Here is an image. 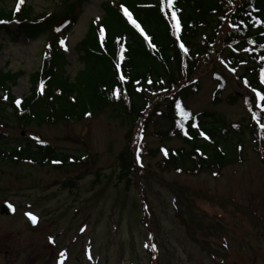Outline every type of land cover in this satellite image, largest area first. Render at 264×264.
<instances>
[{
    "label": "rangeland",
    "instance_id": "obj_1",
    "mask_svg": "<svg viewBox=\"0 0 264 264\" xmlns=\"http://www.w3.org/2000/svg\"><path fill=\"white\" fill-rule=\"evenodd\" d=\"M106 1L0 0L6 12L24 8L42 17L32 37L23 35L17 23L0 30V69L17 74L11 88L16 101L28 95L29 76L46 58L50 41L58 45L64 74L75 77L81 69L79 44L105 18ZM217 73L226 81L221 103L211 102L216 84L214 74L207 72L184 105L192 113H212L228 123L246 119L241 81L221 64ZM229 94L240 96L235 105L224 102ZM128 127V120L122 127L113 120L110 110L79 122L25 129L14 116L0 117V132L10 143L36 140L85 163L79 169L0 162V202L16 207L11 218L0 212V264H23L33 253L38 259L34 264H264V163L249 137L244 138L243 160L219 172H161L157 162L162 155L145 152L160 145L178 147L179 141L161 142L154 134L168 124L155 118L136 145L138 169L127 186L116 173ZM28 214L38 218L31 227ZM15 247L21 251L13 262L9 249Z\"/></svg>",
    "mask_w": 264,
    "mask_h": 264
},
{
    "label": "trees",
    "instance_id": "obj_2",
    "mask_svg": "<svg viewBox=\"0 0 264 264\" xmlns=\"http://www.w3.org/2000/svg\"><path fill=\"white\" fill-rule=\"evenodd\" d=\"M166 5L168 0L106 1L105 18L91 26L79 44L81 69L75 77L64 74L58 45L50 41L46 58L29 76L30 89L19 106L11 95L17 74L0 69L1 119L14 116L25 129L79 122L110 110L121 127L128 120L127 144L118 154L116 173L127 186L138 169L134 154L140 150L136 145L155 118L168 124L166 130L154 134L161 142L179 141L178 147L160 145L145 152L152 157L162 155L157 162L161 172L194 176L240 163L246 135L264 163V100L256 95L264 96V0H172L170 7ZM125 9L139 28L129 21ZM173 12L180 24L179 33L172 27ZM41 19L24 8L9 12L2 8L0 30H7L6 25L14 21L20 24L18 30L23 35L32 37ZM1 48L0 44V52ZM220 64L246 89L242 102L249 114L242 121L228 123L212 113H192L184 105L186 98L198 92L200 76L207 72L214 74L216 84L211 102H222L226 81L217 73ZM239 99L238 94H229L223 100L235 105ZM2 160L79 169L85 164L78 156L56 153L47 143H10L0 132Z\"/></svg>",
    "mask_w": 264,
    "mask_h": 264
},
{
    "label": "snow or ice",
    "instance_id": "obj_3",
    "mask_svg": "<svg viewBox=\"0 0 264 264\" xmlns=\"http://www.w3.org/2000/svg\"><path fill=\"white\" fill-rule=\"evenodd\" d=\"M171 4H172V0H168V5H166V6H169L170 7ZM124 11H125V15L128 16L129 21L131 23H133L137 28H139V25L136 24V22L132 19L131 15L127 12V10L125 9ZM172 18H173V21H174L173 24H172V27H173V29H175V31L177 33H179V31H180V24H179V21L176 20L175 12H173ZM100 32H101V37H103L104 30L102 28H101ZM145 39H147V37H145ZM60 44H61V46H63L64 45V41L61 40L60 41ZM181 48L184 49V45L183 44H181ZM184 50L186 51V49H184ZM121 51H123V49ZM121 59H123V57H121ZM117 68H119V64H117ZM120 79L123 80L124 77L121 76ZM256 95H257L258 99L264 100V96H261L260 93H257ZM16 103L19 106L20 101L17 100ZM177 108L178 109L180 108V104L179 103H177ZM182 115L185 116V117H187L188 116V113L187 112H182ZM193 127H195V125H193ZM201 135H203V133H201ZM165 155H167V152H165ZM137 162H139V157H137ZM28 215H29V219H31L32 222L35 223L36 222V217L33 216V215H31V214H28ZM61 255H63V253H61Z\"/></svg>",
    "mask_w": 264,
    "mask_h": 264
},
{
    "label": "flooded vegetation",
    "instance_id": "obj_4",
    "mask_svg": "<svg viewBox=\"0 0 264 264\" xmlns=\"http://www.w3.org/2000/svg\"><path fill=\"white\" fill-rule=\"evenodd\" d=\"M2 204H3V202H0V207H1ZM12 207H13V214L8 216L7 218H11V217H13L16 214V207L14 205H12ZM46 249H49V248H47V247L43 248V249L40 248L39 249L40 253H38L39 254L38 256H42L43 251L46 250ZM9 250H10V252L14 253L13 254V262L17 261L16 259L17 258L19 259V256H20V252L19 251H21V249L15 247V248L9 249ZM36 261H38V259H37V257H35L34 253L33 254H28V257L26 258L25 263L23 261V264H34ZM48 262H49V260H48ZM37 264H40V262H38ZM41 264H45V263L43 262Z\"/></svg>",
    "mask_w": 264,
    "mask_h": 264
},
{
    "label": "water",
    "instance_id": "obj_5",
    "mask_svg": "<svg viewBox=\"0 0 264 264\" xmlns=\"http://www.w3.org/2000/svg\"><path fill=\"white\" fill-rule=\"evenodd\" d=\"M4 208L6 209V207H5V206H3V208H2V213H3V214H4V212H3V211H5V209H4Z\"/></svg>",
    "mask_w": 264,
    "mask_h": 264
}]
</instances>
